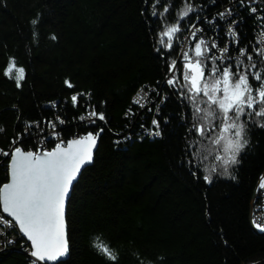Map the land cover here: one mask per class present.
I'll return each mask as SVG.
<instances>
[{"label":"trees","instance_id":"obj_1","mask_svg":"<svg viewBox=\"0 0 264 264\" xmlns=\"http://www.w3.org/2000/svg\"><path fill=\"white\" fill-rule=\"evenodd\" d=\"M175 2L179 7L180 0ZM189 2L203 6L195 13L201 17L239 9L245 44L259 31L260 21L232 1ZM156 21L147 0H0V148H10L25 122L41 121L40 131L46 132L43 122L60 117L65 138L104 129L94 164L83 172L68 205V264H108L94 243L117 250L120 264H148L161 255L165 264L264 262V236L250 226L257 178L264 172V129L251 131L253 145L242 153L238 180L220 176L219 169L213 184L192 175L209 174V164L220 162L214 154L208 157L209 149L192 170L181 162L185 129L175 101L162 107L170 123L161 121L160 139L141 133L142 124L151 127L154 109H148L159 98L150 93L152 103L141 109L134 97L142 87L148 94L147 86L157 87V81L168 93L163 61L154 50L160 46L158 30L150 31ZM20 68L24 78L17 80ZM77 93L82 95L73 108L71 96ZM129 108L135 115L126 117ZM92 109L104 112L106 122L79 121ZM29 131L33 135H25V143L31 149L40 140ZM0 264L31 263L15 250L0 256Z\"/></svg>","mask_w":264,"mask_h":264},{"label":"snow or ice","instance_id":"obj_2","mask_svg":"<svg viewBox=\"0 0 264 264\" xmlns=\"http://www.w3.org/2000/svg\"><path fill=\"white\" fill-rule=\"evenodd\" d=\"M235 2L245 5V0ZM147 3L149 15L157 18L155 29L150 31L158 30L160 46L154 50L163 61V88L168 89V93L163 92L160 81L157 87L147 86L148 92L159 98L148 109H154V128L149 134H162L161 121L170 123L162 107L175 101L176 114L185 129L182 151L186 159L181 162L192 170L205 149L215 153L222 148L223 154L214 157L221 162L219 175L238 180L242 153L247 154L246 150L253 145L251 131L264 129V23L255 24L259 31L245 44L248 38L239 31L244 19L239 9L225 7L212 17H201L195 13L203 6L189 0H180L179 7L175 0ZM245 11L255 21L264 22V15H257L264 9L245 7ZM39 22L34 19L31 23L35 26ZM209 29L213 33L219 29V34L206 38ZM23 78L24 69L20 68L17 80ZM67 83L69 88L73 87ZM144 92L142 87L140 93ZM81 95L71 96L73 108L78 107ZM146 99L147 96L138 94L133 104L144 108L141 100ZM134 115L131 108L125 113L126 117ZM78 119L95 124L97 120L106 122L107 118L104 112L92 109ZM43 123L48 126L46 132L40 131L41 121L25 122L23 133L10 142V148H0V167L5 169V181L0 182V227L8 229L0 232V237H4L5 246L17 243L7 239L12 232L26 238L31 264H68L71 247L66 208L83 179L82 169L86 171L85 166L93 163L94 150L104 129L64 139L62 132L57 131L58 125L66 123L64 119L57 117ZM30 129L39 133L40 140L32 149L25 143V135H33ZM44 142L52 146L45 147ZM192 175L213 184L215 170H209V174L193 170ZM257 179L256 194L264 199V174ZM250 226L264 233V219L258 222L253 216ZM94 247L107 258L108 264H120L123 257L117 250L104 244L94 243ZM148 264H165V257L157 256Z\"/></svg>","mask_w":264,"mask_h":264},{"label":"built area","instance_id":"obj_3","mask_svg":"<svg viewBox=\"0 0 264 264\" xmlns=\"http://www.w3.org/2000/svg\"><path fill=\"white\" fill-rule=\"evenodd\" d=\"M232 2H231V4H233L234 5V7H237V6H241V5H239V4H237V5H235L236 4V2H235V0H231ZM259 1H262V0H245V3H249V2H252L253 4H257V2H259ZM250 5H252V4H250ZM250 5H247V4H245L244 5V8L245 7H249ZM232 8H233V6H231ZM243 7V6H242ZM250 8V7H249ZM220 23L221 24H223L224 22L223 21H220ZM216 34H219V29H217V33ZM215 34V35H216ZM214 35V34H213ZM213 35H209L208 33H207V36H206V38H208V37H211V36H213ZM233 55H235V53H233ZM146 92H144V93H140L139 94V96H143V94H145ZM147 94V93H146ZM147 97H148V99H146V100H141V103L142 104H145V107L144 108H149V104L150 103H152L151 101H152V98L150 97V95H148L147 94ZM134 98H138V95L136 96V97H134ZM134 105H136V104H134ZM138 106V105H137ZM141 108V107H140ZM144 108H141V109H144ZM88 115V114H87ZM87 115H83V116H87ZM81 122H83V123H86V124H88V125H90V123H88L87 121H81ZM65 125V124H64ZM64 125H58V130L57 131H59V129H61ZM41 127V126H40ZM154 128V126H152L151 125V127L149 128V129H153ZM47 130H48V128H47ZM142 134H143V136H146V131H147V128L146 127H143L142 128ZM160 131V130H159ZM3 134V130L1 129V127H0V136ZM64 139H71V138H73V137H70V138H65V137H63ZM40 142V141H39ZM39 142H37V144L39 143ZM44 144H45V147H48V148H50L51 146H52V144L50 143V142H44ZM32 149V148H31ZM262 208H264V199H261V197L260 196H258V200H257V202H256V205H255V208H254V211H253V214H254V218L259 222V221H261L262 219H264V211H261L260 209H262ZM5 231H8V229L7 228H3V227H0V232H5ZM7 239H12V240H16L17 241V243L16 244H14V245H8V246H5V244H4V237H0V247L2 246V249H5L6 251H15V250H19L20 252H25L26 253V255L27 256H29L30 257V254H29V249H24L23 247L24 246H22V247H19V244H21V242H22V238L16 233V232H12L8 237H7ZM22 245H23V243H22ZM25 250V251H24ZM30 259H32L31 257H30Z\"/></svg>","mask_w":264,"mask_h":264},{"label":"rangeland","instance_id":"obj_4","mask_svg":"<svg viewBox=\"0 0 264 264\" xmlns=\"http://www.w3.org/2000/svg\"><path fill=\"white\" fill-rule=\"evenodd\" d=\"M260 2H262V1H259L257 4H253L252 2H249V3H245V4H247V5H250V4H252V5H250L249 7H256V6H258V4L260 3ZM235 5H237V3L235 4ZM12 68V67H11ZM17 74L19 75V72H17ZM143 96H147V94L145 93V94H143ZM83 116V115H82ZM96 122H98V120L96 121ZM208 144L210 145L211 144V142H208ZM207 150V149H206ZM222 155L223 154V152L222 151H219V152H215V153H213V152H211V153H207V155H208V157H210V155ZM221 162H219V163H217L216 164V161H214L213 163H211V165L209 164V167H208V170H219V168H218V165L220 164ZM213 165V166H212ZM209 172V171H208ZM26 250L27 249H29V246H26V248H25ZM25 251V250H24ZM7 252H6V250L5 249H2V246L0 247V256H2V255H4V254H6ZM22 254H25V256H27L26 255V253L25 252H22ZM28 257V259H29V261H30V263H31V259H30V257L29 256H27Z\"/></svg>","mask_w":264,"mask_h":264},{"label":"water","instance_id":"obj_5","mask_svg":"<svg viewBox=\"0 0 264 264\" xmlns=\"http://www.w3.org/2000/svg\"><path fill=\"white\" fill-rule=\"evenodd\" d=\"M99 143H100V140L97 142L96 149L94 150V160H95L96 152H97V150H98V148H99ZM94 160H93V163H91V164L85 166L86 170H87L88 168H90V167L93 166V164H94ZM84 171H85V170L82 169V174H83ZM262 174H264V173H262ZM255 189H256V188H255ZM257 196H258V195L256 194V191L254 190L253 199H252L251 208H250V220H251L252 215H253V210H254V207H255V204H256ZM67 213H68V206H67V208H66V218H67ZM252 229H253V231H254L256 234L261 235V234H259V232H258L257 229H255V228H253V227H252ZM261 236H264V234L261 235ZM23 239L26 241V238H23ZM26 243H27V242H26ZM26 246H29L28 243H27L24 247H26ZM258 264H264V262H261V263H258Z\"/></svg>","mask_w":264,"mask_h":264},{"label":"bare ground","instance_id":"obj_6","mask_svg":"<svg viewBox=\"0 0 264 264\" xmlns=\"http://www.w3.org/2000/svg\"><path fill=\"white\" fill-rule=\"evenodd\" d=\"M260 23H264V22H262V21H260ZM148 95H150V97H151V94L148 92ZM152 129H147V131H146V136H148V137H150V138H152V139H159L160 137H161V135L160 136H153V135H150L149 133H150V131H151ZM159 130H161V129H159ZM129 136V135H128ZM215 137L213 136V139H214ZM220 151H222V148H221V150ZM264 173V172H263ZM253 216H254V214H253ZM253 216H252V218H253ZM6 252H12V251H6Z\"/></svg>","mask_w":264,"mask_h":264}]
</instances>
